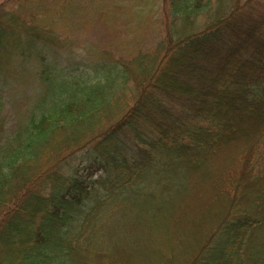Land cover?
<instances>
[{
  "label": "trees",
  "instance_id": "16d2710c",
  "mask_svg": "<svg viewBox=\"0 0 264 264\" xmlns=\"http://www.w3.org/2000/svg\"><path fill=\"white\" fill-rule=\"evenodd\" d=\"M91 1L71 27L78 0H0L7 264L119 263L118 245L101 247L102 236L128 213L159 216L210 160L214 185L200 193L224 210L188 264H254L264 255V0ZM93 19L112 37L90 65L99 79L49 72L45 53L70 46ZM148 37L155 42L144 45ZM15 58L42 66L27 74ZM45 74L40 96L64 75L66 97H40L7 131L14 79Z\"/></svg>",
  "mask_w": 264,
  "mask_h": 264
},
{
  "label": "rangeland",
  "instance_id": "374dc122",
  "mask_svg": "<svg viewBox=\"0 0 264 264\" xmlns=\"http://www.w3.org/2000/svg\"><path fill=\"white\" fill-rule=\"evenodd\" d=\"M90 1L78 0L76 2L79 10L75 17L69 20V26L73 27L78 23L80 17L76 20V16H82L81 9L85 10ZM158 18L156 16V20ZM67 39L71 42L70 46L61 48V51H57V54H51L49 51L45 53V65L49 64L50 66L48 71L53 70L52 66L61 68L69 72L74 79L86 80L89 84L95 83L99 76L90 70V65L101 64L104 60L102 53L112 43L110 33L93 19L87 28L85 27L80 31V35L70 34ZM144 40V45L155 42L153 37ZM148 46L150 45L146 47ZM91 50L93 51L91 52ZM20 63L19 59L15 58L14 68L23 66L28 71L27 74L37 72L39 67L42 66L40 60L37 59L27 61V63L23 60ZM14 68L11 74H15L16 77ZM47 77L50 78L51 74L50 77L48 74L38 77L35 82L31 81L32 79L30 80L29 76L14 79L13 86L15 87L12 94L6 92V105L3 111L7 131H9V128L14 127L16 120L22 117L29 108L34 107L36 101L41 99L40 97L53 95L54 93L61 94V91L68 90L69 80L63 75L56 82L54 81L51 88L52 94L48 92L40 96L42 91L47 92V90L41 91L42 88H36V82ZM41 85L43 83L37 84V86ZM126 88L122 89L124 95L127 94ZM61 95L63 98L66 97L65 94ZM59 97L60 95L52 99H58ZM113 114L118 115L117 112H113ZM214 167L211 160L206 161L204 167L200 168L198 172L191 173L190 184L179 193L176 202L172 206H170L172 203H169L167 207H163V212L160 211L159 216L156 217L150 212L143 213L139 211L136 218L132 213H128L124 216L123 222L126 224L123 227L112 233L107 232V234H104L102 240H100L101 247L104 246L110 249L115 245L119 247L121 254L114 253V257L118 258L119 263L115 264H188L194 253H196L198 245L207 241L206 235L218 222L224 210V204H215V198H212V196L206 197L200 193L201 188L208 191L212 189L214 182L209 181V179L215 172ZM208 175L210 176L208 177ZM193 186H198V190L197 188L196 190L193 189ZM187 195L188 198H186ZM167 199L164 198V201H168ZM157 206H159L158 203ZM159 208H162V206H159ZM10 232L12 231L5 233L8 235ZM263 233L264 231L261 232V235ZM100 254L108 255V252L101 251ZM252 257L255 260H253L254 264H260V261L264 260V255L259 253L252 255ZM6 258L8 259L7 253L0 245V263L7 264ZM205 264L211 263L207 262Z\"/></svg>",
  "mask_w": 264,
  "mask_h": 264
}]
</instances>
